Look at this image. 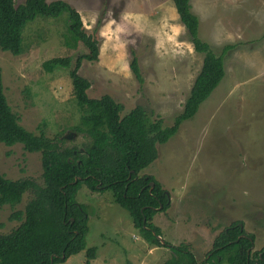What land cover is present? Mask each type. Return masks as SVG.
I'll use <instances>...</instances> for the list:
<instances>
[{"label": "rangeland", "instance_id": "rangeland-1", "mask_svg": "<svg viewBox=\"0 0 264 264\" xmlns=\"http://www.w3.org/2000/svg\"><path fill=\"white\" fill-rule=\"evenodd\" d=\"M48 3L55 0H46ZM77 10L84 31L99 42L97 62H82L79 75L90 83L89 99L109 96L124 117L142 107L163 128L173 125L202 64L180 23L172 0H62ZM25 0H14L22 5ZM199 19V38L215 53L233 45L224 57L225 77L192 119L157 146V159L139 176H150L166 192L169 206L152 221L161 239L185 245L198 264L217 235L233 223L254 237L251 253L264 248V0H190ZM67 16L36 18L23 33L24 53L0 51L7 103L20 125L66 147L81 149L89 140L72 128L79 122L67 71L47 72L55 57L75 59L84 53L64 47ZM138 62L142 83L129 64ZM0 174L9 180L32 179L43 185L41 156L21 145L0 143ZM154 186V185H153ZM0 207V235L19 223L9 220L31 199ZM87 213L86 248L96 249L90 264H166L167 248L148 245L134 229L128 213L112 194L86 187L75 196ZM85 252L61 264H85ZM226 264V263H223Z\"/></svg>", "mask_w": 264, "mask_h": 264}, {"label": "trees", "instance_id": "trees-1", "mask_svg": "<svg viewBox=\"0 0 264 264\" xmlns=\"http://www.w3.org/2000/svg\"><path fill=\"white\" fill-rule=\"evenodd\" d=\"M172 1L194 52L202 56V64L182 112L171 127L163 128L161 120L150 119L142 107L120 117L121 106L109 96L88 98L90 83L78 71L82 62L98 61L99 42L84 31L76 9L62 0H25L19 6L14 0H0V51L15 57L24 53V30L36 18L67 16L64 47L73 51L80 44L84 53L75 59L52 58L43 67L49 73L67 71L80 113L72 131L89 140L81 150L66 147L64 140L50 139L43 131L36 135L25 130L7 103L0 69V143L6 147L21 145L27 153L40 154L43 179L40 186L29 178L9 180L0 174V207H15L26 192L32 195L23 211L9 217L19 223L18 227L0 235V264H61L80 252H85V264H90L96 258V249L86 248V208L75 200L83 186L100 194L110 192L148 245L169 249L171 259L166 264H198L185 245L164 242L159 229L151 224L158 211L167 210L169 198L154 178L139 174L157 159V146L167 143L183 122L192 119L223 81L224 57L235 46L225 45L215 53L199 38V19L191 10L190 0ZM131 57L129 68L141 84L134 52ZM238 224H231L217 235L200 264H264V248L251 253L254 237L245 234ZM124 264L132 263L127 260Z\"/></svg>", "mask_w": 264, "mask_h": 264}, {"label": "water", "instance_id": "water-1", "mask_svg": "<svg viewBox=\"0 0 264 264\" xmlns=\"http://www.w3.org/2000/svg\"><path fill=\"white\" fill-rule=\"evenodd\" d=\"M150 186H151V188L153 187V183H150ZM239 225V227H240V229L242 230V225L241 224H238ZM240 237H243V235L242 236H240ZM160 239V238H159ZM160 241H161V243H162V240L160 239Z\"/></svg>", "mask_w": 264, "mask_h": 264}, {"label": "flooded vegetation", "instance_id": "flooded-vegetation-1", "mask_svg": "<svg viewBox=\"0 0 264 264\" xmlns=\"http://www.w3.org/2000/svg\"><path fill=\"white\" fill-rule=\"evenodd\" d=\"M152 188H153V187H152ZM152 188H151V189H152ZM151 189H150V190H151Z\"/></svg>", "mask_w": 264, "mask_h": 264}]
</instances>
